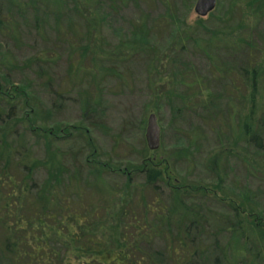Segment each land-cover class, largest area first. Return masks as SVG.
<instances>
[{
    "label": "rangeland",
    "instance_id": "rangeland-1",
    "mask_svg": "<svg viewBox=\"0 0 264 264\" xmlns=\"http://www.w3.org/2000/svg\"><path fill=\"white\" fill-rule=\"evenodd\" d=\"M66 1L0 0L3 72L14 86H31L36 98L30 111L40 115V130H55L45 140L25 125L17 128L19 137L24 130L21 139H13L18 149L38 161L56 154L67 175L83 163L80 187L93 181L104 189L96 193L86 187L85 197L103 203L105 192L116 190L111 207L125 200L129 186L131 196L139 187L146 191L144 200L152 199L143 171L112 169L137 170L149 157L158 169L168 167L159 184L168 203L179 183L210 190L194 199L206 220L198 238L204 254L195 261L264 264V74L254 93L245 74L260 64L264 68V0H217L204 18L195 12L197 0H125L114 12L106 0H74L76 7ZM87 19L96 25L93 40L102 61L75 46L88 33ZM141 24L147 37L140 41L135 29ZM121 52L127 56L115 59ZM72 64L92 68L93 75L68 74ZM99 84V99L86 112L80 94ZM151 114L161 129L156 152L146 142ZM245 124L259 140L244 135ZM104 163L111 169L100 174L94 165ZM52 166L35 169L30 181L49 182ZM123 176L132 178L130 185ZM142 198L135 194L136 202ZM3 234L0 230V243ZM166 250L165 240L154 242L153 253ZM182 252L178 244L174 258ZM0 264L9 262L0 258Z\"/></svg>",
    "mask_w": 264,
    "mask_h": 264
},
{
    "label": "trees",
    "instance_id": "trees-1",
    "mask_svg": "<svg viewBox=\"0 0 264 264\" xmlns=\"http://www.w3.org/2000/svg\"><path fill=\"white\" fill-rule=\"evenodd\" d=\"M106 1L107 8L113 12L125 2ZM66 2H74L75 7L78 5L74 0ZM98 19L99 16L96 20ZM3 27L4 21L0 17V28ZM143 27L141 24L135 29L140 41L147 37ZM95 29L96 25L87 19L88 33L79 39L81 42H87L86 47H83L81 42L73 44L77 47L82 45L81 51L85 56L91 54L101 60L102 52H95L99 46L93 40ZM114 55L115 59L127 56L123 52ZM152 56L155 59V54L152 53ZM248 64L252 65V61L249 60ZM77 68L72 64L68 74L70 71L80 70V74L84 76L93 75L92 68ZM3 70L4 61L0 56V230L4 233L0 243L1 259L9 264H163L166 261L171 264H199L195 259L204 254L198 243L199 231L204 228L206 220L198 211V202L194 199L202 194L208 195V188H189L179 183L173 191V203H168L165 193L159 187L168 167L158 169L154 166L156 162L153 159L145 157L141 168L137 170L135 167H127L128 170H124L118 166L112 169L121 174L125 171L129 174H133L134 170L143 171L146 175V187L153 192L150 201L142 198V193L146 191H140L139 187L131 196L130 186L124 193L125 200L117 207L116 204L111 207L112 198L118 195L116 190L105 192L103 203L88 201L85 197L86 187H91L96 193L103 192L104 189L100 182L91 184L93 181L83 184L86 190L80 187L79 183L83 182L80 173L85 170L83 163L80 166L75 163L72 166L76 169L73 176L67 175V169L57 162L56 154H51L45 161H38L28 150L22 152L24 147L18 149L19 143L13 139H21L24 130L19 137L17 128L25 125L27 131L45 140L53 136L55 130L45 127L40 130V115L34 116L30 111H34L31 103L36 98L33 89L26 84L14 86L8 78L9 75ZM44 72L45 70L42 71ZM245 74L254 83V93L255 85L264 74V68L260 64L258 67L246 69ZM41 78L44 79L43 74ZM100 87V84L95 85L94 88L81 92L86 112L99 99ZM210 118L211 123L217 125V120L212 116ZM244 130L247 138L251 135L252 141L259 140L258 134H253L248 124H245ZM59 139H55L53 143L60 144ZM257 144L260 145L259 142ZM163 163L164 161L160 162L162 165ZM51 164L53 177L49 182L39 185L30 181L35 169ZM94 168L101 174L108 172L111 165L104 163L94 165ZM123 179H126V185L131 184V177L125 176ZM215 189L218 191L219 186H215ZM189 191L194 197L188 195ZM214 192L212 194H215ZM135 194L141 196L142 201L136 202ZM233 204V214L240 216L239 208ZM157 239H163L167 243L164 254L152 252ZM178 244L184 256L177 260L174 255Z\"/></svg>",
    "mask_w": 264,
    "mask_h": 264
},
{
    "label": "water",
    "instance_id": "water-1",
    "mask_svg": "<svg viewBox=\"0 0 264 264\" xmlns=\"http://www.w3.org/2000/svg\"><path fill=\"white\" fill-rule=\"evenodd\" d=\"M216 6L217 0H197L195 12L199 17L204 18L212 13ZM146 142L150 151L156 152L161 147V129L154 114H151L148 120Z\"/></svg>",
    "mask_w": 264,
    "mask_h": 264
}]
</instances>
